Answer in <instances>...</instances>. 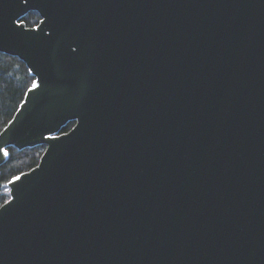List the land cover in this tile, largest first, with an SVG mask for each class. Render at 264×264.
<instances>
[{"label": "water", "instance_id": "1", "mask_svg": "<svg viewBox=\"0 0 264 264\" xmlns=\"http://www.w3.org/2000/svg\"><path fill=\"white\" fill-rule=\"evenodd\" d=\"M0 53V264H264V0H0Z\"/></svg>", "mask_w": 264, "mask_h": 264}, {"label": "trees", "instance_id": "2", "mask_svg": "<svg viewBox=\"0 0 264 264\" xmlns=\"http://www.w3.org/2000/svg\"><path fill=\"white\" fill-rule=\"evenodd\" d=\"M22 21L27 27H34L40 21L36 12H29ZM34 78L25 64L16 57L0 53V132L14 116ZM74 123L67 124L62 133L68 132ZM45 146L17 151L8 149L9 158L0 167V206L9 200L5 186L13 178L28 172L39 163Z\"/></svg>", "mask_w": 264, "mask_h": 264}, {"label": "snow or ice", "instance_id": "3", "mask_svg": "<svg viewBox=\"0 0 264 264\" xmlns=\"http://www.w3.org/2000/svg\"><path fill=\"white\" fill-rule=\"evenodd\" d=\"M25 2H26V0H25ZM33 86L35 87V82H34V85H33ZM4 154L7 155V152H5ZM17 179H18V178H17Z\"/></svg>", "mask_w": 264, "mask_h": 264}, {"label": "rangeland", "instance_id": "4", "mask_svg": "<svg viewBox=\"0 0 264 264\" xmlns=\"http://www.w3.org/2000/svg\"><path fill=\"white\" fill-rule=\"evenodd\" d=\"M5 186L7 187V184ZM7 189H8V187H7ZM8 192H9V189H8Z\"/></svg>", "mask_w": 264, "mask_h": 264}]
</instances>
